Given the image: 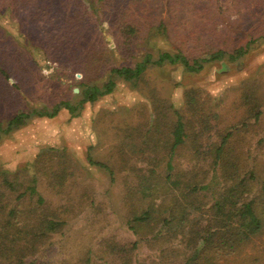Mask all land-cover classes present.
Listing matches in <instances>:
<instances>
[{
	"label": "rangeland",
	"instance_id": "rangeland-1",
	"mask_svg": "<svg viewBox=\"0 0 264 264\" xmlns=\"http://www.w3.org/2000/svg\"><path fill=\"white\" fill-rule=\"evenodd\" d=\"M52 3L54 12L57 10L54 26L61 32L49 43L50 48H42L48 44L50 25L44 20L43 24L37 25L30 0H0V65L10 76L8 81L0 73L2 128L19 110H51L62 100L75 105L82 98L81 82L103 88L108 80L105 67L95 69L85 62L79 64L75 61V53H63L53 46L67 43L68 36L63 35L60 25L74 22L69 15L76 12L87 18V29L83 32L87 37H80L77 31L72 39L100 41L113 48L114 34L121 30L117 31L119 28L114 23L118 9L111 4L104 5L102 0H52ZM94 8H100L106 42L92 33L96 26ZM137 11L144 20L146 18L141 37L135 42L138 50L133 58L115 57L116 65H132L134 59L140 58L145 51L155 56L158 49H170L175 45L181 46L190 57L200 56L202 50L196 47V39L202 34L207 41L225 46L228 53L247 44L249 48L234 62L224 58L207 64L200 72H186L180 66L167 63L163 67H150L135 84L132 80L113 77L116 82L114 90L94 102H85L74 116L61 108L53 118L31 117L20 127L8 133L1 132L0 192L3 195L0 214L11 206L33 214L27 208L32 206L36 196L27 193L19 199L17 194L27 186L28 170L42 150L65 148L77 167L59 189L52 188L47 177L40 179L38 192L44 198L47 213L63 220L64 224L32 254L27 252L24 264H80L88 251L92 253L90 264L113 263L110 246L130 244L135 240L139 242L130 258L134 261L132 264H264L263 202L256 205L262 217L261 229L233 251L227 253L225 249L214 255V249L195 252V246H187L178 230L166 228L159 236H154L159 230V226H155L152 237L138 238L128 228V212L143 203L139 198L129 201L126 197L128 187L136 185L135 167L143 165L138 159L141 143L134 144L132 151L127 146L136 131L131 129L139 127L144 131L151 122L155 111L154 97L169 101L180 109L184 91L192 87L199 89L203 99L221 105L217 108L222 113L221 125L230 124L237 121L242 112L241 108L234 107V103L243 82L257 83L263 112L259 121L248 127L244 140L239 135L234 139L241 169L245 172L253 170L255 176L249 183L251 193L244 196L250 198L259 193L264 182V0H147L137 6ZM156 22L161 23L160 30L155 27L149 32V26H155ZM101 56L105 64L106 60H113L105 53ZM215 141L214 136L213 144ZM180 148L182 163L179 166L189 170L193 165L187 157L193 152L192 141ZM87 154L93 160L111 166L113 180L106 170L91 165L86 159ZM48 155L42 157V162L49 164L51 161L56 167L55 162L60 156L51 151ZM217 169L220 178L224 171ZM17 170L20 177L13 180L17 181V187L9 190L2 183V172L8 173L11 180L13 173L9 172ZM211 174L207 167L199 172L201 181H210L211 184L198 193V198V195H192L187 199L193 202V207L202 210L196 215L205 213L208 203L226 186V181L210 178ZM34 222H38L37 217L27 219L31 231ZM25 242L28 244L22 240L19 245L24 247L21 244ZM0 260H3L1 254Z\"/></svg>",
	"mask_w": 264,
	"mask_h": 264
},
{
	"label": "trees",
	"instance_id": "trees-1",
	"mask_svg": "<svg viewBox=\"0 0 264 264\" xmlns=\"http://www.w3.org/2000/svg\"><path fill=\"white\" fill-rule=\"evenodd\" d=\"M102 1L104 5L111 4L118 9L116 12L118 17L115 18L114 23L119 28L117 31L121 30L120 33L114 34L116 42L113 48L100 41L72 39L71 37L76 35L77 31L80 37H87V34L83 33L87 29V18L83 16V13L76 12L69 15L70 20L74 22L60 25L63 28V35L68 36L67 43L52 44V46H56L63 53L69 51L75 53V61L79 64L85 62L88 66L93 65L95 69L105 67L108 80L102 86L103 88L97 84L89 85L81 82L82 98L77 104L62 100L51 110L44 108H35L30 112L19 110L9 118L5 128H2L0 122V133H8L20 127L31 117L53 118L61 108L68 110L71 116H74L76 110L85 102H94L101 96L111 93L116 86L113 77L132 80L135 84L150 67H163L167 63L180 66L186 72H200L207 64L224 58L234 62L249 48L247 44L228 53L225 46H221L219 42L207 41L205 34H202L196 39V47L202 50L200 56L190 57L181 46L175 45L170 49H158L155 56L152 52L145 51L140 58L134 59L132 65L124 63L116 65L115 57L133 58L138 50L135 42L138 41V37H141L140 34L146 26V18L144 20L139 14L137 6L147 0ZM30 2L33 4V15L37 25L43 24V20L50 25L47 31L48 44L42 47L50 48L49 43L58 38L61 32L54 26L57 10L54 12L52 0L41 2L30 0ZM92 12L96 14V26L95 30L93 27L92 33L102 37L106 42L103 33L106 28L100 21V8H94ZM151 25L149 32L155 27L159 30L161 28V23L158 22L155 26L151 27ZM103 53L105 56H111L113 60H106L107 64H105L101 56ZM81 67L83 68L82 65ZM0 73L5 80L9 81V73L2 65H0ZM13 85L18 88L14 83ZM238 93L234 107L237 110L241 108L242 112L234 123L221 125L222 113L217 109L221 107L219 102L211 104L208 99H203L199 89L192 87L184 91L183 106L180 109L175 108L169 101L154 97L152 104L155 105V111H153L151 122L144 131L139 127L131 129L136 131L134 130L127 146L132 151L134 144L141 143L138 148L140 152L138 159L143 165L135 167L136 185L128 187L126 197L129 201L139 198L143 204L138 208H131L130 213L128 212L130 218L127 220V225L133 234L138 235V238L144 239L150 235L152 237L155 226H159V230L154 233V236H159L161 231L169 228L182 233L183 242L189 247L194 245L195 252L202 253L214 249V255H217L225 249L227 253L233 251L238 244L249 240L261 229L262 217L256 205L264 203V182L256 196L250 198L244 196L247 192L251 193L249 183L255 176L253 170L245 172L241 169V160L236 152L234 137L239 135L241 140H244V133L248 131V127L257 123L261 117L262 102L257 83L243 82L238 88ZM18 94L21 95V93ZM214 136L216 141L213 144ZM189 141H192L193 152L187 157L193 165L188 170L179 165L182 163L180 149H183L180 147L186 146ZM49 151L53 155L60 156V160L55 162L56 167L51 164V161L49 164L42 162V157L49 156ZM86 159L91 165L106 170L113 180L114 171L106 162L93 160L90 154H87ZM206 167L212 172L210 178H221L224 182L226 181V186L218 197H213L208 203L205 213L196 215L202 210H198V206L193 207V202L187 199L208 189L211 184L210 181H201L199 178V172ZM217 168L221 172L224 171L220 178L217 177ZM76 169L75 163L70 159L65 148H60L58 151L54 148L44 149L34 159L31 170H28L29 182L22 192L19 191L17 194L19 199L27 193L30 196H36L35 202L27 208V211L33 214L18 211L13 206L4 214H0V254L3 255L0 264H24L27 252L32 254L38 245L61 230L64 221L47 213L44 198L38 192V185L42 177H47L52 188H62ZM11 173H13V179L10 180V175L2 172V183L9 190H14L17 187V181L15 183L13 180H18L20 173L18 170L9 172ZM1 195L3 194L0 192V198ZM30 217L38 218V222L33 223L32 231L27 227V219ZM22 240L28 243L21 244L24 247L19 245ZM138 242L139 240L130 244H112L110 253H113V263L105 262V264H132L134 261L130 258ZM91 256V251H88L86 258L80 264H90Z\"/></svg>",
	"mask_w": 264,
	"mask_h": 264
}]
</instances>
